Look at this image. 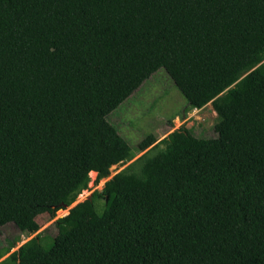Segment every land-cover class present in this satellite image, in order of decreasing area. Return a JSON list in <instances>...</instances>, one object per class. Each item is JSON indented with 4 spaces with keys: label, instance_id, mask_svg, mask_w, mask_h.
I'll return each instance as SVG.
<instances>
[{
    "label": "trees",
    "instance_id": "16d2710c",
    "mask_svg": "<svg viewBox=\"0 0 264 264\" xmlns=\"http://www.w3.org/2000/svg\"><path fill=\"white\" fill-rule=\"evenodd\" d=\"M159 68L215 136L146 135L37 232L133 159L107 115ZM8 222L0 264H264V0H0Z\"/></svg>",
    "mask_w": 264,
    "mask_h": 264
},
{
    "label": "rangeland",
    "instance_id": "374dc122",
    "mask_svg": "<svg viewBox=\"0 0 264 264\" xmlns=\"http://www.w3.org/2000/svg\"><path fill=\"white\" fill-rule=\"evenodd\" d=\"M107 119L126 139L134 157L127 163L113 165L109 177L101 179L98 183L94 181L97 173L91 175L92 178L88 187L81 191L76 202L90 197L95 189H102L107 179L141 155L144 151L139 152L137 144L146 135L154 133L157 142L184 123L186 126H193L194 130L202 136L213 137L215 132L204 130L202 126L207 128L213 125L216 122L217 113L211 103L203 108H189L184 94L165 69L159 68L132 95L112 110L107 115ZM103 208L104 204L98 209V212H101ZM68 211L69 208L60 209L54 218H51L48 213L37 215L35 220L40 225L37 232L43 231L53 220L67 214ZM80 219L86 221L88 214L83 212ZM36 233L28 236L26 233H21L11 222L4 224L0 228V254L13 243L15 246L12 247L11 251L17 249ZM50 234L51 232H47V237ZM51 238L52 236H49L42 240L46 247L51 243ZM8 254L1 257L0 261L6 258Z\"/></svg>",
    "mask_w": 264,
    "mask_h": 264
},
{
    "label": "water",
    "instance_id": "95a60500",
    "mask_svg": "<svg viewBox=\"0 0 264 264\" xmlns=\"http://www.w3.org/2000/svg\"><path fill=\"white\" fill-rule=\"evenodd\" d=\"M246 74H247V73H245L244 75H246ZM244 75H243V76H244ZM243 76H242V77H243ZM77 203H78V202H76L75 204H77ZM75 204L71 205V206L69 207V209L72 208ZM68 212H69V211H68ZM68 212H67V213H68Z\"/></svg>",
    "mask_w": 264,
    "mask_h": 264
},
{
    "label": "bare ground",
    "instance_id": "6f19581e",
    "mask_svg": "<svg viewBox=\"0 0 264 264\" xmlns=\"http://www.w3.org/2000/svg\"><path fill=\"white\" fill-rule=\"evenodd\" d=\"M95 173H96L95 171H92L90 174H91V175H94Z\"/></svg>",
    "mask_w": 264,
    "mask_h": 264
}]
</instances>
